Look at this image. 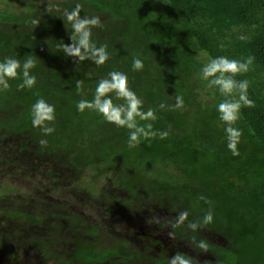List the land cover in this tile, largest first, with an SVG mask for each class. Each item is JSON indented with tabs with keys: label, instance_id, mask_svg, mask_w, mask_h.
Returning <instances> with one entry per match:
<instances>
[{
	"label": "trees",
	"instance_id": "obj_1",
	"mask_svg": "<svg viewBox=\"0 0 264 264\" xmlns=\"http://www.w3.org/2000/svg\"><path fill=\"white\" fill-rule=\"evenodd\" d=\"M77 3L81 16L101 21L92 39L107 45L103 65L61 48L74 42L62 13ZM26 55L36 58V85L20 88L18 76L0 91V264H167L170 247L157 251L153 237L164 233L218 264H264V0H0V60ZM221 55L252 60L234 77L248 81L253 101L233 125L237 156L216 111L226 97L200 75ZM110 71L127 75L144 109H156L153 130L167 137L130 148L125 129L77 111ZM177 95L183 109L157 108ZM38 98L55 109L47 137L31 123ZM209 207L213 220L203 228L171 227L179 211L198 220ZM210 231L227 245L212 244Z\"/></svg>",
	"mask_w": 264,
	"mask_h": 264
},
{
	"label": "clouds",
	"instance_id": "obj_2",
	"mask_svg": "<svg viewBox=\"0 0 264 264\" xmlns=\"http://www.w3.org/2000/svg\"><path fill=\"white\" fill-rule=\"evenodd\" d=\"M52 7H56V5H52ZM62 15L65 24L71 29L69 39L74 41L68 45H61L65 55L76 57L80 62L91 60L97 66L105 64L109 59L107 45L100 44L97 46L96 41L92 39V30L101 26L99 17L95 15L81 16L79 3L70 11L65 10ZM31 23L37 24L38 21L33 19ZM239 39L243 40L245 37L240 36ZM35 59L32 55H26L22 61L12 57H4L3 60H0V91L8 89L9 80L16 79L18 76L22 81L18 84V87L32 89L36 85V76L32 71L35 67ZM251 62V57L238 60L221 55L210 57L208 62L200 69L201 78L207 82V86L215 88L221 95L226 97V99L216 104V111L219 120L225 125L226 148L233 156L239 155L237 145L241 137L240 129L233 125L240 117L241 107H251L253 105V101L248 98V81H237L234 77L237 74L247 72ZM142 67L143 61L134 57L132 68L139 70ZM77 87H79V82H77ZM234 93L236 98H230L233 97ZM114 99L122 100V102L114 103ZM76 108L79 112L86 109L94 110L106 122L125 129L127 131V144L130 148L138 146L141 140L144 139L157 136L164 139L168 136L167 131L157 132L153 130V124L150 121L154 122L157 119L156 109L151 107L147 110L144 109L143 100L129 86L127 75L120 71H110L107 78L99 79L96 82L92 99L79 100ZM157 108L159 110H165L166 108L183 109V97L177 95L174 105L169 106L161 102ZM31 117L32 126L39 128L42 136L47 137L54 133L55 109L44 98H38L31 105ZM39 143L42 146L46 145L47 140L40 139ZM200 199L208 203L205 197L201 196ZM188 216V211H179L176 218L171 222V227L186 226L194 232L213 220L211 207L198 220H189ZM197 247L206 249L207 245L201 240ZM167 264H193V259L177 253L167 260Z\"/></svg>",
	"mask_w": 264,
	"mask_h": 264
},
{
	"label": "flooded vegetation",
	"instance_id": "obj_3",
	"mask_svg": "<svg viewBox=\"0 0 264 264\" xmlns=\"http://www.w3.org/2000/svg\"><path fill=\"white\" fill-rule=\"evenodd\" d=\"M214 236H217V237L219 236V238L214 239ZM209 237L211 238L212 244H214L215 241L219 242V243H223L225 241L224 238H222L220 235H217L215 233H211V236H209ZM154 239H156V240H158V242H160L159 247L157 248L158 249L157 251L162 250V247L166 248L165 246L170 244V248H168L169 250L166 249L168 252L167 256H169V255L174 256L175 250L179 249V250H182L183 252H185L186 254H188L189 258H194L193 264H218L215 256L213 254L209 253L208 251L205 253H195V252H191V251L186 252L188 249H190L189 248L190 243H191L190 241H187L188 246H187V250H185L186 247L182 248V245H180L181 242L177 243L175 241V237L169 236L168 233L167 234L164 233V235L154 237Z\"/></svg>",
	"mask_w": 264,
	"mask_h": 264
},
{
	"label": "rangeland",
	"instance_id": "obj_4",
	"mask_svg": "<svg viewBox=\"0 0 264 264\" xmlns=\"http://www.w3.org/2000/svg\"><path fill=\"white\" fill-rule=\"evenodd\" d=\"M2 1V0H1ZM141 223H139V224H141V225H144V226H142V228H141V230H142V232H144V230L146 229V224L148 223V224H153V220H151V219H147L146 221L145 220H142V221H140ZM144 223H146V224H144ZM223 223H226V222H223ZM211 233H213L212 231H210ZM210 232H208V233H206V232H204L205 234H204V236L209 240V241H211V238L209 237V236H211V233ZM139 234H141V233H138L137 235H135V236H132V239L133 238H135V237H138V235ZM143 234V233H142ZM148 234V233H147ZM158 236H160V235H157V236H153V237H158ZM215 238H219V236L217 237V236H214V239ZM136 239V238H135ZM225 239V238H224ZM138 245H140L141 244V242H138V240L136 239V241H135ZM227 240L225 239V241L223 242V243H219V242H216L215 241V245L216 244H219V245H227ZM166 247V249H167V247H170V244H168L167 246H165ZM182 248H184V246L182 245ZM26 262H30V264H33V262H32V260L31 261H26ZM14 264H24V260L23 261H19L18 263H14Z\"/></svg>",
	"mask_w": 264,
	"mask_h": 264
}]
</instances>
